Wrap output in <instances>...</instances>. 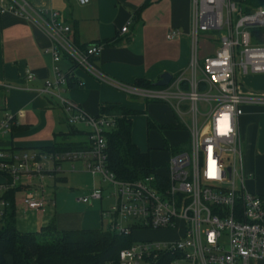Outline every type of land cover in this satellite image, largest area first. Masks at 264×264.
<instances>
[{"label":"built area","instance_id":"obj_1","mask_svg":"<svg viewBox=\"0 0 264 264\" xmlns=\"http://www.w3.org/2000/svg\"><path fill=\"white\" fill-rule=\"evenodd\" d=\"M81 6L89 0H77ZM13 15L36 24L51 40L47 49L54 62L64 51L76 67L115 90L146 102L170 106L181 123L188 117L190 149L173 155L165 173L135 182H122L107 168V133L116 125L108 115L94 117L63 97L73 73L57 71L38 93L56 100L70 126L88 129L89 146L79 151L47 154L38 151H0V173L10 181L0 189L15 188L19 182L42 180L51 162L56 172L63 163H81L84 170L106 190H94L78 198L82 204L114 197L104 213L111 232L134 237V233H175L173 240H138L119 253L118 264H264V196L247 191L252 176L244 169V146L239 119L244 107L264 105V96L246 94L238 75H264V7L245 12L232 0H191V56L187 74L172 79L166 87L143 89L126 85L105 75L96 64L106 44L85 49L69 39L71 27L63 24L57 11L37 10L27 0H0V15ZM129 23L122 28L126 33ZM219 33V35H215ZM213 35L218 47L200 59L202 36ZM179 32L172 31L169 40ZM75 78V77H74ZM28 81L35 76L27 74ZM77 81V80H76ZM80 87L83 84L77 81ZM0 87L10 86L0 80ZM206 104L202 113L199 104ZM13 117L0 122V133L13 126ZM187 144V145H188ZM74 168V167H73ZM108 189V190H107ZM23 203L30 211L44 214L45 201L27 194ZM8 204L0 202V219ZM129 220L130 224H123Z\"/></svg>","mask_w":264,"mask_h":264},{"label":"crops","instance_id":"obj_2","mask_svg":"<svg viewBox=\"0 0 264 264\" xmlns=\"http://www.w3.org/2000/svg\"><path fill=\"white\" fill-rule=\"evenodd\" d=\"M27 1L37 10L59 12V20L71 27L69 39L75 46L85 49L94 44H106L96 64L115 81L126 85H135L139 80L155 84L164 74H170L172 78L188 76L191 0H89L85 6L77 0ZM232 1L241 3L243 0ZM128 23L127 32L122 33V28ZM172 31L179 32V36L169 40L168 35ZM203 36L199 53L201 60L213 55L218 47L213 35ZM51 45V40L36 24L10 14L0 15V80L10 86L9 89L0 87V122L7 117H13L14 121L10 130L0 133V151L49 148L53 146L55 135L68 134L71 130L73 126L67 123L59 103L38 93L45 81L56 78L57 71L62 74L72 72L75 79L83 84L81 88L64 91L63 97L91 116H99L101 108L107 106L145 113L142 115L144 119L137 123L139 129L135 125L139 116L133 118L132 141L143 153L150 152L151 163L160 156L169 162L174 153L163 149L164 142L158 131L147 128L149 113L159 125L180 124L183 127L167 133L169 146L176 151L182 148V145L177 146L180 132L184 129L188 138V130L167 104L130 97L100 83L77 68L64 51L60 61L54 62L51 54L47 53ZM29 73L35 76L34 81L26 79ZM241 84L246 94L264 96V75L247 76ZM152 104L155 105L152 107ZM75 128L84 131L77 126ZM239 130L244 146V169L252 176L247 180L246 189L251 194L264 196V105H246L239 119ZM86 175L81 163L74 166L63 163L61 171L56 172L50 162L41 181L19 182L15 188L0 189V202H6V198L13 201L15 225L22 232L39 233L52 224L60 231H108L110 223L104 213L111 203L107 204L103 198L82 204L69 197L71 180L80 181ZM90 179V186H86L90 194L94 190H106L97 177ZM9 181L0 173V187ZM27 194L45 201L44 214L26 208L23 199Z\"/></svg>","mask_w":264,"mask_h":264},{"label":"trees","instance_id":"obj_3","mask_svg":"<svg viewBox=\"0 0 264 264\" xmlns=\"http://www.w3.org/2000/svg\"><path fill=\"white\" fill-rule=\"evenodd\" d=\"M241 5L245 12H252L264 7V0H243ZM256 33L263 34L264 30ZM134 86L143 89L159 88L144 80L137 81ZM78 88L81 87L76 79L69 77V89ZM144 114L120 106H107L100 110L99 116L116 118L115 127L107 133V168L119 181L135 182L165 173L166 167L153 168L150 152L143 153L132 141L133 118ZM75 127L73 126L68 134L55 135L53 146L33 151L59 154L87 149L88 132ZM147 128L162 133L164 130H179L183 127L180 124L159 125L147 117ZM163 149L172 151L174 155L182 151V148L178 151L172 149L167 141H164ZM5 201L8 206L0 221V264H118L119 253L135 241L134 237L110 230L60 231L54 224L43 228L39 233L22 232L15 225L13 201L7 198ZM171 262L172 258H165L161 264Z\"/></svg>","mask_w":264,"mask_h":264},{"label":"rangeland","instance_id":"obj_4","mask_svg":"<svg viewBox=\"0 0 264 264\" xmlns=\"http://www.w3.org/2000/svg\"><path fill=\"white\" fill-rule=\"evenodd\" d=\"M215 35H219V33H216ZM204 37V36H203ZM202 37V38H203ZM250 76V75H249ZM243 78H245V77H243V76H240V75H238V79L241 81ZM156 104V103H155ZM155 104H152V107L155 105ZM160 104V103H159ZM161 104H163L164 105V103H161ZM171 111L173 110L170 106H168V105H166ZM150 107V106H149ZM199 108H200V110H201V112L202 113H204L205 112V109H206V104H204V103H200L199 104ZM149 110H150V108H149ZM172 112H174V111H172ZM149 113V112H148ZM172 115H173V117H174V114L173 113H171ZM151 116V114L149 113V117ZM152 117V116H151ZM141 118L142 119H144L143 118V116L142 115H140L136 120V127H137V123L138 122H141ZM153 118V117H152ZM151 118V119H152ZM153 120V119H152ZM183 120H184V123L186 124V126L188 125V124H190V120H189V118L188 117H184L183 118ZM77 127L78 128H81V129H83L84 131H87L88 132V129L86 128V127H83V126H81V125H77ZM138 128V127H137ZM139 129V128H138ZM169 131H172V130H166L165 132L163 131L162 133H160V132H158V135H159V137L161 138V140H162V142H164V141H169L170 140V137H168V135H167V133L169 132ZM174 132V131H173ZM180 132V131H179ZM181 135L179 136V144L177 145V146H179V145H182V150L184 149V150H189L190 149V142H189V144L188 145H186V142H188L189 141V137L188 138H186L187 136H186V134H187V132L183 129L181 132ZM189 133V132H188ZM140 135L141 136H143V132H141V130H140ZM165 157H163V156H160V157H158V159L155 161V162H152L151 164L154 166V167H156V168H158V167H162L161 169H163V168H165L166 166H167V164L169 163V162H167V160L166 159H164ZM167 162V163H166ZM159 169V168H158ZM86 172V171H85ZM72 173H75V172H72ZM87 173V172H86ZM57 175H59V174H57ZM91 175L90 174H88L87 173V175L86 176H84L85 178L83 179V180H80V181H74L73 179L71 180L72 181V184H74V185H79V186H81L80 188H76L75 186L73 187L72 186V184H70L71 185V188H69L68 189V191H69V197H71L74 201L76 200V199H78V198H83V197H85L84 195H90V192L89 191H87L88 189H86V186L88 185V186H90V184H91V177H90ZM98 178V177H97ZM98 180H99V184L100 185H102L105 189L106 188H108V186L109 185H106V184H103V183H101V180H100V178H98ZM246 183H247V181H246ZM103 188V189H104ZM85 190V191H84ZM108 190V189H107ZM110 191H106L105 193H104V200H105V202L108 204H114L115 203V199H114V197H111V199L110 200H108L107 199V196H108V193L109 192H114L113 191V189H109ZM122 223L123 224H125V225H127V224H130V221L129 220H123L122 221ZM105 229H107V228H105ZM105 231H107V230H105ZM133 236L136 238V239H138V240H159V241H166V240H173V239H175L176 238V234L175 233H163V232H161V233H158V232H146V233H134L133 234Z\"/></svg>","mask_w":264,"mask_h":264},{"label":"water","instance_id":"obj_5","mask_svg":"<svg viewBox=\"0 0 264 264\" xmlns=\"http://www.w3.org/2000/svg\"><path fill=\"white\" fill-rule=\"evenodd\" d=\"M172 79L173 78L170 74H164L160 77L159 81L155 83V86L159 88L166 87L170 84Z\"/></svg>","mask_w":264,"mask_h":264}]
</instances>
